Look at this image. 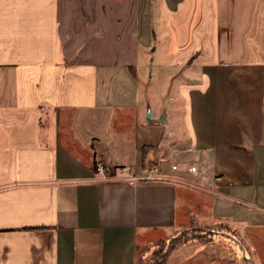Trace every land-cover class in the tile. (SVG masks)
Listing matches in <instances>:
<instances>
[{
  "label": "crops",
  "instance_id": "0c3cea01",
  "mask_svg": "<svg viewBox=\"0 0 264 264\" xmlns=\"http://www.w3.org/2000/svg\"><path fill=\"white\" fill-rule=\"evenodd\" d=\"M191 225L264 264V0H0V264H138Z\"/></svg>",
  "mask_w": 264,
  "mask_h": 264
},
{
  "label": "rangeland",
  "instance_id": "374dc122",
  "mask_svg": "<svg viewBox=\"0 0 264 264\" xmlns=\"http://www.w3.org/2000/svg\"><path fill=\"white\" fill-rule=\"evenodd\" d=\"M130 168L131 166H129V171L120 173L117 170L118 168L113 167L111 168V172L108 173L107 179L118 178L131 181L135 177L130 173ZM135 180H140V178ZM210 220L212 221L213 219L210 218ZM197 221L204 226H207V223H209L207 220L203 222L198 219ZM213 229L222 230V228L206 229L204 230L207 232L206 234H202L199 239H193L192 234L187 235L185 233L189 230L188 228L181 230L183 232L180 231L179 234L172 238L159 240L147 250L143 249L140 251L138 264H250L223 237L214 242L218 238V235L208 231ZM241 241L244 244V241ZM200 247L202 248L198 251ZM249 251L247 250L248 254L252 257Z\"/></svg>",
  "mask_w": 264,
  "mask_h": 264
},
{
  "label": "built area",
  "instance_id": "2783aa9c",
  "mask_svg": "<svg viewBox=\"0 0 264 264\" xmlns=\"http://www.w3.org/2000/svg\"><path fill=\"white\" fill-rule=\"evenodd\" d=\"M174 167H176V166H174ZM95 169H96V172L98 174H100L104 179L107 178V176H108V168L102 161H99V160L96 161V168ZM128 169H129V166L124 165V166H121L118 170L121 173V172L127 171ZM190 170L193 171V172H197V169H196L195 166L190 167ZM146 172L147 173L144 174V175H138V174H132V175H134L133 177H135V179H139L140 178V180L149 179V178L150 179H155V178L158 177V168L155 165L149 166L146 169ZM135 179H131V181H134Z\"/></svg>",
  "mask_w": 264,
  "mask_h": 264
},
{
  "label": "water",
  "instance_id": "95a60500",
  "mask_svg": "<svg viewBox=\"0 0 264 264\" xmlns=\"http://www.w3.org/2000/svg\"><path fill=\"white\" fill-rule=\"evenodd\" d=\"M216 235H218V238L214 241L217 242L218 239L220 237H223V239L227 242H229V244L231 246H234V248L237 250L238 254L240 256H242L246 261H248L250 264H255L253 258L248 254L247 252V248L245 247V245L242 243V241L237 238L235 235L226 232V231H222V230H217V229H213V230H208ZM202 247L198 248V251L201 249Z\"/></svg>",
  "mask_w": 264,
  "mask_h": 264
},
{
  "label": "trees",
  "instance_id": "16d2710c",
  "mask_svg": "<svg viewBox=\"0 0 264 264\" xmlns=\"http://www.w3.org/2000/svg\"><path fill=\"white\" fill-rule=\"evenodd\" d=\"M185 233L187 235L192 234L193 235V237H192L193 239H199L202 234H206L207 232L204 231V230H200L199 228H196L193 225H191L190 228H189V230H187Z\"/></svg>",
  "mask_w": 264,
  "mask_h": 264
}]
</instances>
